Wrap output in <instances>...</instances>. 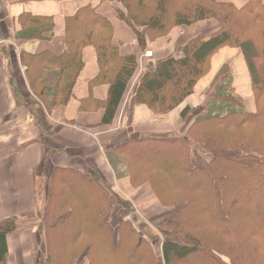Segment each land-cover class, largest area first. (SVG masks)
Listing matches in <instances>:
<instances>
[{"label":"crops","instance_id":"1","mask_svg":"<svg viewBox=\"0 0 264 264\" xmlns=\"http://www.w3.org/2000/svg\"><path fill=\"white\" fill-rule=\"evenodd\" d=\"M214 1L230 3L234 9L250 2ZM257 2L264 6V0ZM120 5L112 0H0V221L8 217L17 219L15 231L6 236V264H42L49 251L47 247H53L55 241L65 246L59 252L53 247L55 259L67 263L74 261L75 258L70 259L68 246L83 245L82 235L69 242L58 231L63 225H55V222L65 217L70 207L76 214L78 210L85 209L80 207L82 200L79 199L80 194L86 195L85 176L131 205L127 210L113 201L105 209L104 221L113 229L114 244L120 241L121 219L130 218L132 224L139 225L132 209L133 206L135 210L139 201L147 200L145 206L140 204L137 207L143 214H150L146 216L148 219H160L165 210L161 211L160 202L153 194L148 180L151 171L147 167L145 170L146 162L139 164V172L134 166L133 170L130 169L127 165L130 156L121 151V147L128 142L134 145L137 140L184 136L195 117L209 113V105L214 99L217 102L226 100L223 93L226 67L231 76V93L241 100V107L248 112L259 109V97L252 91L248 67L237 46H224L212 54L192 94L173 110L154 113L146 104L135 103L133 95L147 71L157 62L175 55L196 33L209 34L219 25L210 19L190 27L172 26L165 36L146 38L142 48L135 31L117 16L116 6ZM84 6L94 7L110 21V46L120 57L136 56L134 72L107 120L104 116L111 88L109 80L113 79L121 63L110 64L111 74L103 78L96 49L93 44H87L81 48L82 63L70 87L69 78L65 80L64 74L57 82L53 81V72L58 71L53 64L47 62L44 72L37 65L38 58L45 57V54H38L44 49L54 53L61 51L66 18ZM130 8L136 12V3ZM32 16L51 17L53 25L48 40L18 38L20 31L32 28ZM139 30L145 31L144 28ZM98 35L99 32L95 31V36ZM146 51H151L152 56L145 57ZM48 72L52 73L48 75ZM54 85L55 94L50 88L48 90ZM60 86L62 90H59ZM53 94H62V101L53 104V99H39ZM185 107L189 111L184 118L182 110ZM51 185L56 191L55 196L60 195L57 201L61 203L59 208L56 204L47 207L51 202L47 194ZM61 190L72 200L62 196ZM63 201L68 204L64 205ZM98 208L95 202L87 207L96 211ZM50 209L51 213H59L58 216L48 218L47 210ZM168 241L159 240L158 248L153 243L154 251L161 258L163 245Z\"/></svg>","mask_w":264,"mask_h":264},{"label":"trees","instance_id":"2","mask_svg":"<svg viewBox=\"0 0 264 264\" xmlns=\"http://www.w3.org/2000/svg\"><path fill=\"white\" fill-rule=\"evenodd\" d=\"M112 1L121 4L120 7L116 6L117 16L135 31L142 48L145 47L146 38L151 40L156 36H165L172 26L190 27L210 19L220 23V27L209 34L196 33L175 55L157 62L154 68L147 71L133 95L135 103L146 104L154 113L173 110L193 92L212 54L224 46L233 45L242 53L255 96H258L257 93L264 95L261 91L262 88L264 90V77L260 78L252 72L261 52L256 50L251 39H240L237 33L230 31L227 26L229 16L226 15L229 9H233L242 13L247 11L253 18L264 20V6L258 5L257 0H250L240 9H234L230 3L214 0H174L181 3L178 7L173 6V0ZM134 3L136 12L130 8L134 7ZM225 8L226 13L222 10ZM32 23V28L20 31L18 38L28 40L36 37L42 41L50 38L48 34L53 25L51 17L32 16ZM140 28L145 31L142 33ZM95 31L99 32L98 36H95ZM65 32L61 37V51L54 53L44 49L38 54H45V57L38 58L37 65L44 72L45 64L50 62L58 68V71L53 72V81L57 82L64 74L66 79L69 78L70 87L82 63L81 48L87 44H93L96 49L103 78L111 74L110 64L116 61L121 63L113 79L109 80L111 88L104 116V120H107V115L115 110L134 72L136 56L120 57L116 49L110 46L112 25L94 7H81L73 16L67 17ZM49 88L53 93L56 91V85ZM223 90L226 100L217 102L214 99L209 105V113L195 117L184 136L137 140L134 145L128 142L120 146L121 151L130 156L127 165L132 170L134 166L139 172V164L144 165L143 162H146L145 170L147 167L151 171L148 180L153 194L162 205L178 207L160 221L159 228L170 223L172 228L177 229H192L205 223L215 228L226 226L227 237L252 236L257 240L256 244L264 248V101H259L257 112L244 110L241 100L231 93L229 75H226ZM188 111L187 107L182 110L184 118ZM199 150L204 152V156L199 155ZM83 180L86 195L80 194L79 199L82 200L80 207L84 206L85 209L78 210L76 214L74 208L70 207L67 215L57 219L55 225H63L58 230L63 239L66 237L69 242L76 241L81 234L84 244L68 246L70 259H75L67 263L53 256V253L56 254L53 247L58 252L65 248L55 241L53 247H47L49 251L42 264H245L239 249L243 241L228 243L230 249L221 251L220 247L216 250L212 247L214 244L207 241L167 239L169 241L163 245L161 258L154 251L153 242L140 235L130 218L121 219L118 230L120 241L114 244L113 229L104 221L105 209L113 201L127 210L131 209V205L88 176L83 177ZM55 192L54 186L48 187L47 194L51 202L47 207L51 204L60 207L61 203H57L60 195L55 196ZM61 193L72 200L63 191ZM256 194H262L263 200L258 202ZM64 202V205L68 204ZM94 202L99 205V210L87 209ZM51 211L47 210L48 218L58 216L59 213ZM16 223L15 217L0 221V264H6V236L15 231ZM222 258H227L228 262Z\"/></svg>","mask_w":264,"mask_h":264},{"label":"rangeland","instance_id":"3","mask_svg":"<svg viewBox=\"0 0 264 264\" xmlns=\"http://www.w3.org/2000/svg\"><path fill=\"white\" fill-rule=\"evenodd\" d=\"M180 1V0H179ZM181 3H177L174 2L173 0V6H179ZM172 9L174 7H169V9ZM225 10L226 13V8L222 9ZM229 13H227L226 15H228V20L230 21L227 26L228 28H230V31L232 33H237L239 37L242 38H248L251 39L256 47V50H258L260 53V57L259 60L257 62V66L253 67V74L259 76L260 78L264 77V20L261 18H253L247 11L246 13H242V12H238L237 10H233V9H229L228 10ZM216 20V19H214ZM217 21V20H216ZM219 27H220V23L217 21ZM225 26H226V21H225ZM263 34V36H262ZM236 45H233L231 47H235ZM263 56V58H262ZM262 58V59H261ZM257 68V70H256ZM226 75H228V73L226 72ZM66 80V78H65ZM66 87L65 86V92L64 94H66ZM252 87V84H251ZM194 89V88H193ZM59 90H62V86H60ZM252 91L254 93V90L252 88ZM263 88H262V90ZM192 94V93H191ZM259 97V101L262 102L264 101V95L261 96L260 93H257ZM256 97V98H257ZM53 99L52 102H59L62 101L63 97L62 94L61 96H57V95H53L52 97H39V99ZM199 155H203L204 156V152H202L201 150H199ZM255 196H257L258 198V202L263 200V195L262 194H256ZM147 200L144 201H139L136 205H135V210L134 207L132 206L133 211H135L134 216L136 219V222H139V225L134 226L136 227V229L138 230V232L140 233V235L147 237L151 240H153L152 242L154 243L155 247L158 248V243L159 240H164V239H178V238H184V239H197L200 241H207L210 244L213 243L214 246H212L213 248H215L216 250L219 249V247L221 249V251H226L228 249H230V245L228 243H240L241 242L242 246L239 247L242 256L241 259L243 261H245V264H264V248L259 247V245L256 244L257 240L255 238H253L252 236L250 237H246L244 238L243 236H241V238H237V236L235 237H227L226 236V226H223L220 228H215L213 227L210 223H205L202 226H195V228H185V229H177V228H172V224H168L165 227L159 228L158 225H160V221H162L165 217H168L169 215H171V213H173L176 209H178V207H172V206H164L161 203H159V205L161 206V211L166 209L164 214L161 216L160 219H156L154 220L153 218L148 219L146 216H149L150 214H143L141 212V210L137 207V205L140 206V204H144L145 206V202ZM133 205V204H132ZM263 210V209H262ZM153 216V215H152ZM132 221V220H131ZM152 224V225H151ZM217 224V223H216ZM219 226V225H218ZM184 227H188V226H184ZM8 235V234H7ZM239 235V234H237ZM228 244V245H226ZM7 247V244H6ZM206 249V247H205ZM8 253V251H7ZM224 253V252H222ZM224 255H226V253H224ZM8 260V254H7V258H6V262ZM222 260H225L226 262H228L227 258H222ZM191 264V263H190Z\"/></svg>","mask_w":264,"mask_h":264},{"label":"built area","instance_id":"4","mask_svg":"<svg viewBox=\"0 0 264 264\" xmlns=\"http://www.w3.org/2000/svg\"><path fill=\"white\" fill-rule=\"evenodd\" d=\"M144 56H145V57H151V56H152V52H151V51H146V52L144 53Z\"/></svg>","mask_w":264,"mask_h":264}]
</instances>
